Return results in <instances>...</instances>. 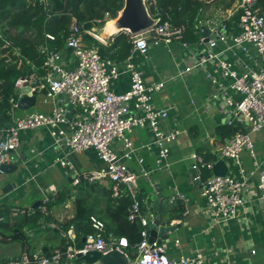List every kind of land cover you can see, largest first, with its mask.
<instances>
[{"label":"built area","instance_id":"2783aa9c","mask_svg":"<svg viewBox=\"0 0 264 264\" xmlns=\"http://www.w3.org/2000/svg\"><path fill=\"white\" fill-rule=\"evenodd\" d=\"M234 9L226 11L223 22L234 15L238 16L236 29L238 32L230 34V40L235 47L244 44L252 45L261 57L258 68L247 72H237L231 64L219 60L212 50L218 41L226 42V24L218 28L213 27L214 22H207L202 26L201 20L194 26L203 34L208 31V36L199 38L198 43L204 49L194 63L183 70H179L175 77L192 72H201L212 61H217L223 78L231 80L230 89L240 96L236 103L227 99L225 104L233 107V114L243 120L248 126L247 131H238L227 138L219 147L220 159L231 160L236 167L241 179L231 175L211 176L201 183V194L204 207L199 212L210 216L214 223H229L237 218L240 207L244 204L246 193L251 188L245 171L240 164V153L247 151L251 157L253 141L250 134L264 128V2L258 0H234ZM46 6L48 0H38ZM150 4L153 8H150ZM146 12L152 24L137 33L126 32L129 35L131 51L143 58H147L149 49L164 45L168 46L173 41L182 39L185 25H175L171 20L162 19L159 9L153 0H144ZM211 35L214 37L212 38ZM85 37L90 38L89 42ZM46 41H54V37L45 34ZM207 40V41H206ZM0 49L5 51V56L12 54L11 61L20 72L27 67L30 73L18 77L14 84V94L5 98L0 81V106L7 101L9 106L7 116L11 122L6 127H0V166L10 163L9 156L19 147V136L23 132L45 128L53 140V146L63 150L64 155L56 158L55 163L61 168L72 169L67 155L92 150L102 162L103 168L92 172H78L72 169L73 180L71 186H77L81 180L88 184L96 182H109L111 196L115 199L127 198L130 200L127 220L131 224L141 227L139 241L134 245L136 258L134 264H204L205 259L201 252L195 255L181 256L178 260H171L161 243L149 239V226L153 224L156 216L151 194L143 195L140 189V180L151 184V174L155 171H169L167 162L169 145L174 142L182 131L173 129L165 133L161 129L162 122L168 117V110L156 108L152 94L164 88V82L146 84L142 73L137 67L126 60L125 66L120 70L108 57L99 53L100 45H109L98 33V29H84L72 19L65 39V48L74 57L73 68H66L61 63L60 54L54 49H49L45 44L40 45L38 53L44 57L43 64L38 68L29 60L22 57L20 49L0 36ZM96 43V44H95ZM183 46L186 44L183 43ZM9 60V58H8ZM10 61V60H9ZM128 74L130 85L123 93L115 94L110 86L112 81L121 75ZM215 84L216 80L211 79ZM29 88L28 95L33 93L37 98L40 95L41 104H50V112H26L18 108L17 102L22 97L21 89ZM60 97L66 98L63 105ZM71 106V117L68 119L67 106ZM228 124L232 122L228 121ZM134 129H147L151 134L148 145L135 146L130 139ZM120 143L114 147V143ZM155 147L157 150L155 166L153 169L145 166V160L140 152L145 148ZM136 160L139 172L132 171L128 162ZM257 166L256 163H254ZM213 161L194 154L190 170L192 180L199 182L204 171H212ZM0 174L1 171H0ZM259 200L263 203L264 214V171H260L256 183ZM56 193H42L37 206L42 215H47V204L53 200ZM184 195L174 193L168 200V205L173 206L178 201H184ZM15 215L25 214L24 211L15 210ZM92 233L84 239L82 246H74L75 236L73 227L64 230L61 225H50L61 233L66 240L64 248H56L49 255L33 253L24 255L10 264H75V261L89 252H99L102 255L112 251H122L128 248L126 238H116L112 234L106 235L104 224L94 216L89 217ZM64 231H63V230ZM177 244L178 241L176 240ZM252 254L255 251H251Z\"/></svg>","mask_w":264,"mask_h":264},{"label":"crops","instance_id":"0c3cea01","mask_svg":"<svg viewBox=\"0 0 264 264\" xmlns=\"http://www.w3.org/2000/svg\"><path fill=\"white\" fill-rule=\"evenodd\" d=\"M208 1H212L210 6L207 5L210 11L222 12L220 16L222 15L223 20L214 22L213 27L218 28L221 24L227 23L226 42L218 41L212 52L218 55L219 60L231 64L239 73L258 68L261 57L256 49L250 44H244L245 50L242 47H235L229 38L230 34L236 33L232 26V19L236 15L223 22L226 11L234 9L236 2L233 1L230 7L225 8L221 0ZM229 25H231L230 28ZM97 29L100 36L110 42L107 46L95 43L98 47L111 46L113 37L119 33H106L104 27ZM10 32L14 33L13 35L18 33L13 29ZM84 39L86 42L90 41L88 37ZM48 42L51 41L45 39V45L49 48ZM183 43L186 45L183 46ZM203 49L204 45L199 44L198 41L191 42L183 40L182 37L168 46L158 45L150 48L147 58L130 51L125 60L112 61L122 70L128 59L142 73L146 84L164 82L163 90L152 94L156 108L168 110V117L162 122L161 129L165 133L173 129L182 131L180 136L169 145L167 160L169 171H154L150 176L151 184L140 180V189L145 196L151 194L155 211L154 186L156 184H159L161 188L159 206L172 209L180 203L178 205L183 208L180 218L170 219L168 215L159 213L161 225L170 229L166 235L156 237V240L163 245L169 259L178 260L181 256L191 257L201 252L205 259L204 264H264L263 203L259 200L255 187L260 171H264V134H257L264 128L250 134L254 156L251 157L247 151L240 153V164L251 188L249 194L245 195L244 204L240 207L237 218L225 224L214 223L210 216L199 212V208L204 207V201L200 196L201 183L213 176V172L204 171L199 182L193 181L190 170L192 156L194 154L202 156L206 160L213 161L214 164L218 160H223L227 169L226 175L241 179L239 168L231 160L220 159L219 147L228 137L221 138L215 129L220 126L232 127L242 132L248 129L246 123L233 114V107L225 104L227 99L234 103L238 102L240 96L230 89L231 80L223 78L217 61L209 62L201 72H192L171 80L179 70L194 63ZM54 50L60 54L61 63L66 68H73L74 57L65 46L60 50L56 48ZM211 79H215L216 83H211ZM129 85L128 74H123L112 81L110 88L115 94H120L128 90ZM60 100L63 105L67 104L65 97H60ZM51 107L50 104H41L36 112L47 113L50 112ZM228 121L232 124H228ZM129 137L135 146L148 145L151 142V134L147 129H134ZM19 142V147L9 156L10 164L16 163L17 169L12 174H0V207L8 209L11 218L8 225L3 228V234H0V264H10L24 255L33 253L49 255L56 248H64L66 240L50 225L56 224L62 227L65 222L73 218L77 186H71L72 169L87 173L103 168L102 162L92 150L68 154L67 159L72 169L61 168L55 160L64 155V152L53 146V140L45 128L21 133ZM119 146L120 143H114V147ZM156 154L157 150L152 146L140 152L147 168H154ZM128 166L132 171L139 172L136 160L129 161ZM95 184L98 187L94 191L90 190L87 202L94 207L97 212L94 217L103 222L105 229V223L108 222L106 213L108 202L102 194L104 190L110 189V185L106 180ZM66 189L69 191L67 199L63 203L47 207V215L41 214L37 222L38 227L25 226L20 234L16 233L17 218L31 216L34 213V204L36 202L39 204L41 201L42 193L52 195ZM175 192L183 194L185 199L170 206L168 200ZM112 200H127L130 204L127 198H112ZM52 202L54 200L50 202V205ZM109 203L113 205L112 202ZM15 210L24 211L25 214L15 215ZM70 226L73 227L75 236L74 246L79 248L82 244H77L74 226ZM70 226L63 229L67 231ZM252 250L255 251L254 254L251 253ZM118 252L125 255L126 264H134L136 258L134 246ZM75 264L88 263L81 262L78 258ZM93 264L102 263L97 261Z\"/></svg>","mask_w":264,"mask_h":264},{"label":"trees","instance_id":"16d2710c","mask_svg":"<svg viewBox=\"0 0 264 264\" xmlns=\"http://www.w3.org/2000/svg\"><path fill=\"white\" fill-rule=\"evenodd\" d=\"M153 1L159 9L163 20L168 17L175 25H185L183 40L191 42L199 40L203 33L200 30H196L194 26L201 20L203 11L208 5L206 1ZM221 1L223 2L222 4H225L224 7L228 8L234 0ZM258 1L260 3L264 2V0ZM123 4V0H48V4L44 6L38 0H0V30H3L4 39H8L20 49L22 57L39 68L43 64L44 57L38 53L37 49L40 45L45 44V34H50L54 37L53 42H48L49 48L60 50L65 46V39L73 18L84 29L102 28L108 21L117 18L118 13L123 8ZM150 8H153L152 4H150ZM232 22V26L237 33L238 29L235 28L238 22L237 15L232 19ZM228 27L230 28L231 25ZM10 29L16 30L18 33L8 37L6 30L8 33ZM130 51L131 44L129 35L126 32L116 34L113 37L111 46H99V53L102 56L117 62L125 60ZM2 52L0 49V81H2L1 88L6 98L14 94L13 84L15 80L30 73V70L26 67L23 72L18 71L16 65L9 62L8 58L1 57ZM8 108L7 101L0 106V127H6L11 122L7 116ZM215 132L221 135V138H229L238 131L232 127L220 126L215 129ZM97 187L98 185L95 183L88 184L86 181L81 180L76 188L73 218L62 225L64 228L70 225L74 226L78 245L82 244L83 238L92 233L89 217L95 216L97 212L93 206L88 205L87 200L90 196V190L94 191ZM68 194L69 191L67 189L59 191L53 197L54 202L51 205L49 202L47 207L50 208L55 204L63 203L67 199ZM102 197L108 202V208L106 209L108 222L105 223L106 235L113 234L117 237H125L129 244L128 248L133 247L139 241L141 227L137 224H130L127 221L129 202L127 200H112L110 189L108 191L104 190ZM109 202H112L113 205H109ZM178 204L172 209L159 206V213L168 215L170 219L174 217L180 218L183 214V208ZM33 212L29 217L17 218L15 222L17 234H20L25 226L38 227L37 222L41 218V213L37 208ZM9 215L8 209L0 207V234H3V228L8 225L11 219Z\"/></svg>","mask_w":264,"mask_h":264},{"label":"water","instance_id":"95a60500","mask_svg":"<svg viewBox=\"0 0 264 264\" xmlns=\"http://www.w3.org/2000/svg\"><path fill=\"white\" fill-rule=\"evenodd\" d=\"M123 8L121 12H119L117 19L115 20V26L117 28V32H130L137 33L141 30L146 29L152 24L151 18H149L146 8L144 5V0H123ZM209 32L206 31L203 36H208ZM213 38L214 36L211 35ZM207 41V40H206ZM22 97L18 100L17 105L21 110H29L36 104V95L33 93L31 96L28 95L29 88L25 87L21 89ZM68 114L66 117L69 119L71 117L70 110L71 106H67ZM18 165L16 163L3 164L0 166V171L2 174H12ZM226 166L223 160H218L212 169L213 175L215 176H223L226 174ZM9 186V184H8ZM155 194V208H156V216L153 224L149 226V239L152 241L156 239L158 236H162L163 234L169 231L170 228L161 225L159 218V210H158V199L161 197V188L159 184L154 186ZM38 206V202H36L33 208ZM79 260L84 263L93 264L97 261H100L102 264H126L127 260L123 253L118 251H112L107 254H101L99 252H89L84 256L79 257Z\"/></svg>","mask_w":264,"mask_h":264},{"label":"rangeland","instance_id":"374dc122","mask_svg":"<svg viewBox=\"0 0 264 264\" xmlns=\"http://www.w3.org/2000/svg\"><path fill=\"white\" fill-rule=\"evenodd\" d=\"M203 1H206L208 6H210L212 4V1H208V0H203ZM208 6L206 7V9L203 11V14L201 16V22H202V26H204L207 22H221L223 19H221V16L220 14L222 13L220 10H216L215 12L213 11H210V9L208 8ZM222 10V9H221ZM118 17V16H117ZM109 22V21H108ZM3 25V23H2ZM2 30V29H1ZM0 30V36L3 38V30L1 31ZM10 30H8V33H7V30H6V35L8 37H12L14 33L10 32ZM8 40V39H7ZM5 57V58H9V62H11L14 57L12 56L11 53H9L7 56H5V51L2 52V55L1 57ZM169 58V57H168ZM41 98H40V95L39 97L37 98V101H36V104L30 108L29 110H27L26 112H22L23 114H27V113H32V112H36L37 110H39V106L41 105ZM258 135H261V134H264V129L261 130L259 133H257Z\"/></svg>","mask_w":264,"mask_h":264},{"label":"bare ground","instance_id":"6f19581e","mask_svg":"<svg viewBox=\"0 0 264 264\" xmlns=\"http://www.w3.org/2000/svg\"><path fill=\"white\" fill-rule=\"evenodd\" d=\"M104 31L106 33H110V34L116 33L117 32V28L115 26V21L107 22L105 24V26H104Z\"/></svg>","mask_w":264,"mask_h":264}]
</instances>
